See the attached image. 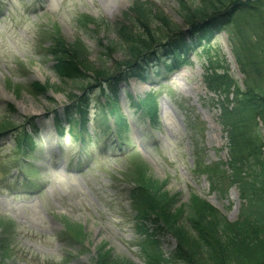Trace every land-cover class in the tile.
Returning <instances> with one entry per match:
<instances>
[{
  "label": "rangeland",
  "instance_id": "374dc122",
  "mask_svg": "<svg viewBox=\"0 0 264 264\" xmlns=\"http://www.w3.org/2000/svg\"><path fill=\"white\" fill-rule=\"evenodd\" d=\"M201 1H0V14H5L0 17V124L12 126L0 136V264H94L98 248L121 264H147V256L159 251L173 254L178 244L173 233L160 221L155 223V215L146 224L131 193V176L142 169L151 182L165 186L162 191L174 204L172 214L183 212L181 207L194 196L229 223L248 210L237 186H214L205 173L207 167L227 164L231 156L214 104L218 96L209 91L204 70L209 61L228 69L233 83L230 94L238 87L243 90L246 81L228 32L216 31L208 43L182 56L181 63H188L182 73L168 75L164 70L168 57L161 55V63L152 65L153 71L148 69L147 82L141 81V71L138 78L123 81L115 116L106 113L105 96L94 80L104 72L129 74L134 65L137 72L139 64L120 32L137 34L141 43L136 47L146 43L145 32L150 33L148 40L158 39L157 34L169 29L166 22L188 36L190 26L181 2L194 9ZM137 2H148L144 16L150 25L143 23ZM55 41L64 52L77 41L88 47L93 67L85 84L75 86L58 78L54 71L58 62L49 53ZM35 83L45 84L43 94L34 93ZM257 84L262 87L260 79ZM87 91L93 106L83 148L76 140L79 126L65 121L66 137L58 138L53 120L57 113L64 121L63 114L71 111H67V94L81 99ZM144 100H150L152 117L138 106ZM109 125L124 143L122 149L115 136H106ZM257 125L251 136L261 141L264 157V128L262 123ZM34 126L41 131V140H22L31 148L21 153L15 135H30ZM256 130L259 133L254 136ZM26 161L32 168H21L20 162ZM22 171L32 185L25 184ZM30 187L35 191L26 189Z\"/></svg>",
  "mask_w": 264,
  "mask_h": 264
},
{
  "label": "trees",
  "instance_id": "16d2710c",
  "mask_svg": "<svg viewBox=\"0 0 264 264\" xmlns=\"http://www.w3.org/2000/svg\"><path fill=\"white\" fill-rule=\"evenodd\" d=\"M136 4L137 11L143 17V23L150 25L149 17L144 16L147 14L145 10L148 11L145 4ZM232 7H239L241 11L235 12L236 9ZM181 11L186 24L190 26L188 35H197L200 42L209 36V31L217 28L230 33L237 61L246 77L244 91L236 89L235 99L230 102L229 92L233 83L229 78L228 69L221 65L209 69L206 81H210V89L220 90L226 97L220 106L223 110L222 123L229 136L231 159L223 166L207 167L206 170L211 177L217 176L214 186L217 182L220 185L228 183L229 186H237L241 200L248 210L237 222L229 223L207 202L194 197L189 205L181 207L183 212L172 214L170 208L174 204L162 191L164 186L151 182L144 169L131 176V193L140 208L143 220L147 222L155 215V223L159 224L160 221L177 239L178 244L170 260L174 264H264V157L261 141L258 137L251 136V131L259 126L257 124L262 123L264 128V0H245L244 3L242 0H202L194 9L181 2ZM166 23L169 29L157 34L158 39L148 40L150 33L145 32L146 43L140 47H136L141 43L136 40L137 34L119 33L121 41L131 49L139 68L136 72L134 65L129 74L126 71L118 75H107V72L100 73V76L96 74L94 80L99 83V89L106 97L104 107L107 113L114 116L117 114L119 85L129 78H138L137 73H145L147 65L161 60V55L176 58L169 71L180 67L181 57L186 55V49L189 48L187 35L181 28L175 25L171 27L169 22ZM243 24L245 25L242 26ZM60 45L55 41V47L50 49V54L58 62L54 70L59 78L75 86L85 84L86 75L91 73L93 67L88 59V49L80 41L68 52H64ZM164 49H168L166 54L162 52ZM105 55L106 52L102 54ZM143 75L145 78V74ZM258 79L261 80L262 87L258 86ZM32 87L35 94L44 93L45 87L40 84L35 83ZM90 95L87 91L85 97L77 99L73 94H67L71 102L67 108V111L71 110L67 115L68 120L72 121L75 116L78 117L82 128H85L83 126L88 120V107L92 104ZM147 102L150 106L148 100L140 102V105L147 107ZM55 117L58 119L57 115ZM57 126L60 132L64 131L61 123L57 122ZM11 127L7 122L0 124V136ZM27 133L14 134L18 148L23 151L31 148V143H21L29 138L32 142L31 134ZM258 133L256 130L254 136ZM168 215L172 217L171 220ZM74 239L78 241L75 235ZM93 263L121 264L113 261L109 253L102 248L97 249ZM147 263L167 264L168 261L159 251L156 255H148Z\"/></svg>",
  "mask_w": 264,
  "mask_h": 264
}]
</instances>
